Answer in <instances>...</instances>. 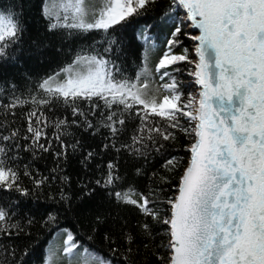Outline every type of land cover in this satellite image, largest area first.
<instances>
[{
    "label": "trees",
    "instance_id": "1",
    "mask_svg": "<svg viewBox=\"0 0 264 264\" xmlns=\"http://www.w3.org/2000/svg\"><path fill=\"white\" fill-rule=\"evenodd\" d=\"M177 0H0V264H169L195 142Z\"/></svg>",
    "mask_w": 264,
    "mask_h": 264
},
{
    "label": "water",
    "instance_id": "2",
    "mask_svg": "<svg viewBox=\"0 0 264 264\" xmlns=\"http://www.w3.org/2000/svg\"><path fill=\"white\" fill-rule=\"evenodd\" d=\"M200 89L169 264H264V0H178Z\"/></svg>",
    "mask_w": 264,
    "mask_h": 264
},
{
    "label": "rangeland",
    "instance_id": "3",
    "mask_svg": "<svg viewBox=\"0 0 264 264\" xmlns=\"http://www.w3.org/2000/svg\"><path fill=\"white\" fill-rule=\"evenodd\" d=\"M182 18V22L185 26V29L189 32V36L190 38L192 39V49H193V76L187 81V85H188V88H189V91H190V95H189V99H190V102L192 104V111L193 113L195 114V116H197L198 114V94H199V89L197 88V86L195 85V79H194V72L196 70V59L194 57V52H195V42H194V39H195V36L192 35V30H191V21L189 20V17L188 15L186 14V12L183 13V16L181 17ZM196 125H197V121H196ZM195 125V126H196Z\"/></svg>",
    "mask_w": 264,
    "mask_h": 264
}]
</instances>
